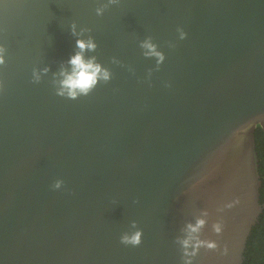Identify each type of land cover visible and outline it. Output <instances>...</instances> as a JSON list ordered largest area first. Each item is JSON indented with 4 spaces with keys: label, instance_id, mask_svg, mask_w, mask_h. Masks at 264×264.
<instances>
[{
    "label": "water",
    "instance_id": "1",
    "mask_svg": "<svg viewBox=\"0 0 264 264\" xmlns=\"http://www.w3.org/2000/svg\"><path fill=\"white\" fill-rule=\"evenodd\" d=\"M89 39L109 79L71 98L61 73ZM0 48V264H245L264 0H0Z\"/></svg>",
    "mask_w": 264,
    "mask_h": 264
},
{
    "label": "clouds",
    "instance_id": "2",
    "mask_svg": "<svg viewBox=\"0 0 264 264\" xmlns=\"http://www.w3.org/2000/svg\"><path fill=\"white\" fill-rule=\"evenodd\" d=\"M110 3H118L119 0H109ZM97 16L103 15V9L97 8L96 10ZM185 33L181 30V39H184ZM77 47L80 49V52H78L75 56L71 58L69 63L73 66L72 68V74L66 75L64 73H61L62 75H65V79L62 81L63 89L67 90V94L71 98H75L79 93L81 94H87L91 89L95 87L97 84L98 79L104 80L105 82L109 79V72L107 70L102 69V67L95 63V59L92 60H85L83 57L84 51L87 50H95L96 45L93 43L91 39L84 41V40H77ZM143 48L148 49V52L146 55L150 56H156L158 58V63H162L164 60V56L156 51L155 46L150 42L146 41L143 45ZM3 53V49L0 48V54ZM4 61L2 59V56H0V64H3ZM37 77V81H38ZM0 90H2V84H0ZM59 95H64V91H61L58 93ZM62 181H57L55 184V188H59L61 186ZM207 215V213H204ZM206 224V221L203 219H200L197 221L195 226L189 225L188 228L192 233H198L201 228H203ZM135 227V225H133ZM213 232L216 234H219L221 232V225L220 223H214L213 224ZM141 232H136L132 236L124 235L121 237L120 242L124 244L125 246L131 245V246H139L141 244ZM190 240L191 237L188 240L183 241V245L185 249H187L190 246ZM205 247L207 249H215L217 247L216 243L211 240H200L196 239V243L194 245V248L198 251L199 248ZM185 255H196V251L193 253H185ZM185 264H192L191 260H186Z\"/></svg>",
    "mask_w": 264,
    "mask_h": 264
},
{
    "label": "trees",
    "instance_id": "3",
    "mask_svg": "<svg viewBox=\"0 0 264 264\" xmlns=\"http://www.w3.org/2000/svg\"><path fill=\"white\" fill-rule=\"evenodd\" d=\"M263 134L264 133L261 131L260 126H258L256 130V146L259 159H261V145H259V139ZM260 174L262 179L261 202L264 204V169L263 164H261V160ZM245 264H264V212L261 215L259 224L254 228L252 236L250 237Z\"/></svg>",
    "mask_w": 264,
    "mask_h": 264
},
{
    "label": "flooded vegetation",
    "instance_id": "4",
    "mask_svg": "<svg viewBox=\"0 0 264 264\" xmlns=\"http://www.w3.org/2000/svg\"><path fill=\"white\" fill-rule=\"evenodd\" d=\"M260 128H261V131H263L264 133V126H260ZM259 145H261V151H260L261 159H259V166H260V160H261V164H263V169H264V134L259 139Z\"/></svg>",
    "mask_w": 264,
    "mask_h": 264
}]
</instances>
